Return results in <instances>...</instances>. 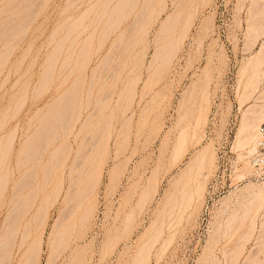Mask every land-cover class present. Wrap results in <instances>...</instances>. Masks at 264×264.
Masks as SVG:
<instances>
[{
	"label": "rangeland",
	"instance_id": "rangeland-1",
	"mask_svg": "<svg viewBox=\"0 0 264 264\" xmlns=\"http://www.w3.org/2000/svg\"><path fill=\"white\" fill-rule=\"evenodd\" d=\"M103 1L98 0L99 7L96 0H0L1 23L5 21L4 19L7 17L6 20H9V18L13 19L14 16L19 17L18 22H16L17 18L13 19L14 23L17 24V29L14 27L16 31L12 32V34L9 33L10 36L6 34L3 41L0 40V58L2 59V63L0 60V125L3 124L4 126L0 132L3 135L2 144H4L6 137L10 133L16 131V141L13 142L11 161H13L15 150L18 149V146L20 147L22 140L24 141L23 133L28 126L29 118L30 122L32 121L31 128L33 130L36 128V124H33L37 123V120L39 123L41 116H52L51 110H53V108H59L56 104L57 102L55 103L57 107H53L55 106L54 102L58 98H56V96L62 94L67 87V84L61 85V87L56 86V72L52 83L43 81V76L50 62L48 55L52 52L53 43L56 41L59 42V37L61 36L62 38L64 36L65 25L67 30L70 29L67 25L72 24V19H76L77 21L79 15L81 16L85 13L84 10L86 7L88 8V10L86 8L87 13L90 16L86 20H91V17L95 15H93V12L89 13V11L95 6V3H97L96 7H93L94 10L91 11H95L96 14L97 11L95 9L98 6L99 10L98 8L97 10L99 12ZM143 1L145 0H140L139 5H141ZM177 1V8H184V11L180 18L181 25L174 29V34L172 33L173 37L172 35L170 37L172 38L171 40L176 41V43L179 41V43H177L178 45H175V48L177 46L174 51L176 54H173L175 57L171 56L172 63L169 62L170 64L167 65L168 67L161 68V70H156L157 68L155 67L149 68L147 65L156 47L155 39H157V35H160V31L158 30L160 21L174 10V5L170 7L172 3H170V0H167L168 8L161 12L158 18L159 12L156 11L162 9V1L159 2V0H154V9L157 8L153 12V16H151L152 21L150 22V26H147L151 28H146V40L144 39L142 42L143 44L138 47L142 54H144V56L142 54L140 55L141 52L139 51V57L143 58L146 56L142 60L143 63L138 66L139 68H132L133 70H130V66H127L125 69H119L120 75L118 79H116V75L109 76L108 70H105L100 81L93 86L94 88L90 97L92 104L89 105L87 109V104H85V109L81 113V119L92 112V115H90L93 117L90 121L92 126L90 125L91 127L88 128H91L89 130L90 134L98 130L96 129V125L98 122L104 121V118L105 121L107 120V124L110 123L107 127L110 128V130L106 128L107 130L103 129L102 131L103 137L101 136V140L105 138V141L102 140L101 145L103 147H99V149L103 148V151H105L103 152L100 150L102 155L106 153L105 158L104 155L103 157L101 155V160L103 159V172L101 174L99 173L100 177H98L99 174L96 175V178L99 179L95 180L97 183H95L94 187H92L93 183H91V185L89 184L90 190L92 189L93 191H90L85 205H83V208L80 207V210L77 211L78 213L70 214L71 216L65 214L68 212L71 213L70 211L66 212L67 209L71 208V205L69 204L70 206L67 205L68 207H65V203L63 202L64 205L61 203L63 199H59L54 204L55 206L52 207L51 205L48 208L49 211L47 210L48 214L45 217H49L47 220L44 218L46 224L44 222L39 226L40 229L37 230H34L36 227L35 224H31L34 236L42 230L41 226H45L42 227L43 230H45L42 236L43 240L40 241L41 245H39L40 252L37 256L38 260H35V264H134V257L138 253V250L140 251V248L142 249L144 247L145 242L150 238L152 239L151 236H154V234L150 235V231H156L158 228H163L161 232L162 236L160 235V238L156 239L157 242L155 239V241H148L150 244L151 242L153 243V241L155 243L154 245L151 244L152 247L148 248L150 249L149 257L146 253L148 262L144 260L143 264H249L250 262L248 261H250L252 256L254 260L257 255L259 256L256 258V261L258 258H264V244H262V242L264 243V231L262 232V230H264V225H262L263 229L259 227L264 222V203L260 206L262 208L256 212L258 213L257 216L255 213L256 218L253 220V222L255 221V224L253 223L254 226L256 225L254 228L255 232L247 229L248 232L245 233L247 226L246 224V227L244 226L243 221V224L241 223L244 215L243 213L246 210L245 208L249 205L248 202H251V200L254 199L253 195L258 193L257 191L263 187L264 145L262 146V144H260V138H258L256 151L251 155L250 153L248 155V148L246 145L245 147L237 145L238 139H243L245 136V134H243L244 132L240 133V131L243 119L248 114V107H251L252 104H264V50L261 51L262 54L261 52L257 53L261 48L260 45H262L260 42L264 41V33L261 35V31L263 32L264 30V27H262L264 26V19L262 20V17L264 18V12L262 11L264 10V0H211L206 4H201L202 2L200 0H195L199 3L196 8V14L194 13L193 15L194 19L191 23L192 26L188 28L190 30H187L188 32L186 31L185 33L181 32V28H183L182 25L186 14L190 10L191 4L189 0H183V2L182 0ZM114 3L115 2L112 4ZM158 3L161 4L159 5ZM90 5L92 6L89 9ZM199 6H201V8ZM15 10H18L17 12L22 16L18 13L14 14L16 12ZM8 12H13L14 15L11 16ZM208 18L210 22L207 20ZM127 21H129V19ZM204 21L209 28L207 30L201 27ZM256 21L257 23H254ZM256 24L257 26L259 25L258 29L260 28L259 30L257 29L258 31L255 30L257 28ZM250 28H254L253 30L258 32V34H256L258 36L254 35L255 33L253 30L252 32L250 31V33ZM261 28L263 30H261ZM15 29H13V31ZM59 30L62 32H57ZM53 31L57 35L54 34ZM59 33H62V35L60 34V36H58ZM52 34L56 35V37H54L55 42L53 41ZM179 34H184L183 36L186 37L180 36V38H178ZM114 36L115 35H113L111 39ZM109 41L104 45L101 52L94 55L87 71L88 82L91 77L92 69L100 63L99 57H103ZM78 42L80 43V41ZM95 42L94 44L97 43ZM166 42L167 41H164L163 43ZM79 43H76V45L81 46ZM160 43L161 42L157 45ZM14 44H16V46ZM11 45H14V48L13 50L10 49L12 51L9 52L6 46H10L11 48ZM68 45L69 44L66 46L68 47ZM76 45H73L72 48H75ZM79 46H76V49H79ZM172 46H174V44ZM72 48L70 50H72ZM64 50L63 54L64 52L66 53L68 49L66 48ZM79 51L80 49L77 53H79ZM75 54L73 58H75ZM256 54L259 55L258 60ZM77 56L80 61L86 60V56L82 54H80V56L77 54ZM260 56L263 60L260 59ZM61 58L62 57H60L59 62ZM100 67L103 68L101 65ZM252 69L257 74L259 73L257 75L258 82L255 84L253 82H255L256 78L254 81L253 78L256 77V73ZM75 77L76 73L71 76V80H74ZM135 77L136 79L138 77L139 79L137 80L139 81L135 80ZM105 78H108V80L103 82ZM246 79L249 80V82L247 80V83L251 84V86L248 85L250 88H246ZM134 81H137L134 92L128 97L127 92ZM88 82L85 84L84 88L83 96L85 101H88ZM191 87L194 88L195 95L189 103V105L192 106L188 108V116L186 114L187 117L185 119L186 123L193 122L195 107L198 106L201 96L204 95L203 93H205V95L207 94V98L209 97L208 122L205 127L206 137L202 145L209 144L210 142L216 156L214 155V165H212L211 169L209 170L206 168L203 170L204 173H208L207 179L205 180L202 175L198 176L199 178L197 181L199 180L203 185L205 183L201 191L203 192L201 193L202 195L198 194V197L197 195H193L192 199L196 203L192 201L191 208L188 206V209H190L184 212L181 211L184 207L182 206L184 200H182L181 203V197L183 196L182 199H185L191 189L195 188V184L197 186L199 183H195L194 181L193 184L192 182L194 187L191 183V186L189 184L185 185L184 180L180 178L181 172L184 170L190 157L195 151L201 148V146L194 147L191 145V148L189 146L188 152L184 157V162L177 163L175 159L176 163L172 165L175 160L172 159V162L170 158L174 155L175 140L176 136L178 137L177 133H179L178 131L180 129L178 127H181L182 123L186 124L184 119V122L182 121L181 124H176L179 118L178 101H180L183 94L191 89ZM244 88L248 89V96L246 97V94H242V92L246 93ZM143 89L145 91L144 94H142ZM108 92H110L109 94H111V96L106 98L105 94ZM240 95H244V98ZM257 101L259 102L257 103ZM98 102L101 104L103 103L102 106ZM263 104L261 106H264ZM46 113H48V115ZM35 116H37L36 119H34ZM128 116H132V119L130 120V124L124 126L121 124L123 122L122 119ZM263 122L264 120L260 122V125ZM85 132L88 131L86 130ZM108 134H111L110 138ZM164 137L168 138L166 139L167 141ZM108 139L109 142H107ZM106 142L107 145L104 147ZM73 147L66 165L71 164L74 153L77 152L76 148H78V144H74L73 142ZM117 154H119L118 157H116ZM114 155L115 158L113 157ZM98 157H100V155H98ZM245 160L249 162V165L247 163L249 173L243 169ZM88 163L85 161V165L83 166H86ZM12 164L13 163H11V166L14 168ZM115 165L117 166L115 167ZM67 167L68 166H66V169ZM93 168L94 167L91 169ZM112 168L115 171H112ZM238 173L240 175L244 174L242 175L243 177L240 178ZM42 175L41 168L38 170L37 182H40L42 178L44 179ZM67 175L65 179L66 183L64 184L66 187L68 186ZM17 176H19V174H17ZM149 177H151L152 180ZM200 177L206 182H203V179ZM154 182L157 183L155 184ZM150 184L151 186L149 187ZM145 187L148 189L147 192L150 191L152 193L151 196H148V193H145L146 191H142L146 190ZM154 187L156 188L154 189ZM184 188L186 189L183 191ZM50 189L49 187L47 191H40L41 193H39L38 198L33 202V206L29 210L27 209L24 220L33 218L37 212L38 205L44 201V197ZM153 189L155 193L152 191ZM143 192L145 195L142 194ZM178 192L179 194L182 193V195H175ZM185 192L186 196H184ZM252 192L256 193L253 194ZM141 194L146 196L142 198L143 200L148 196V200H144L146 203L143 200V202L140 201L141 199L139 200V198L142 197ZM171 197L174 198L173 201ZM61 198L63 197L61 196ZM3 200L4 197H2V201L0 202V228L4 227L3 218L8 212L7 207L3 205ZM176 202L182 206V208H180L181 210L179 209L184 213L181 214L183 215L182 217H180L181 212H179L178 208L176 209L174 207L175 205L178 206ZM246 203L247 205H245ZM168 204L170 208L175 209L174 211L177 210L175 213L173 211V218L171 215L167 214V211H172V209L168 207ZM165 205L170 210H167ZM180 205L179 207H181ZM63 207L66 208H64L65 212L62 210ZM84 207H90L92 209L90 214L91 217L88 218L86 222L87 225L85 224L83 227L84 229L82 228L80 231L76 227L78 233L76 228H74L76 232H73L69 224L78 220L77 218H79L80 214L85 209ZM59 209L63 211L62 213L65 214L66 217L60 214L61 212ZM183 209L185 210L187 208L184 207ZM164 210L168 217L165 216L166 214L163 215L165 213ZM79 212L81 213L79 214ZM131 212L134 215V217L132 215L133 220L129 216ZM176 213L179 215H175ZM160 214L162 215L160 216ZM60 215L63 217H60ZM67 215L69 217L73 215V217L68 218ZM169 216L171 217L170 221L174 220L176 216L177 222L175 220L174 222L166 221V219H169ZM56 217L65 218L63 222H67V225L63 223L62 225L61 222L60 224L57 222L55 223L54 220L57 219ZM128 218L129 220H127ZM70 219L73 220L71 221ZM53 221L60 227V230L66 227L72 230V233L70 232V236H72H69V247L67 246L68 248L66 247V249L59 252L58 250H56L57 252L54 251L56 249L55 247V249L53 248L54 243L50 244V242L55 239L53 233L57 234L53 230L56 226L53 224ZM161 223H163V227ZM168 223H171V225H168ZM51 225L52 227L54 225V227L52 228ZM125 226L127 227L125 228ZM57 229L55 231H59ZM51 230H53V232ZM50 231L54 239H52L53 237L50 235L52 238L50 237L51 240L48 241ZM155 231H152V233H155ZM251 231L253 232V234L251 233L252 235L249 233ZM34 236L32 235L29 237V242ZM247 236L250 237L248 238ZM147 244L146 246H149ZM257 244L259 246H257ZM261 248L262 251L260 250ZM148 249H145V251ZM257 250H260V253ZM23 252V249L18 252L15 248L11 263L16 264L19 262L18 264H20V258H22L21 255H23ZM248 254L251 255L249 256ZM246 255L250 259H247ZM16 257H19V259ZM256 263L259 264V262Z\"/></svg>",
	"mask_w": 264,
	"mask_h": 264
},
{
	"label": "bare ground",
	"instance_id": "bare-ground-1",
	"mask_svg": "<svg viewBox=\"0 0 264 264\" xmlns=\"http://www.w3.org/2000/svg\"><path fill=\"white\" fill-rule=\"evenodd\" d=\"M160 1H162V4L160 3L162 5V7H161L162 9L160 11H156V12H159L158 18L160 16V13L165 11L168 8V4L166 2L167 0H159V2ZM170 1H171L170 3H172L170 5V7L172 5H174V8H173L174 10L172 9L173 12L171 14H168L163 20L160 21V25L158 26L159 27L158 30L160 31V33H159L160 35L159 36L157 35V39H155L156 41L154 40L156 47L154 49V52L151 56L149 63L147 64L149 66V68L155 67V68H157L156 70H158V69L161 70V68L162 69L165 68L168 64H170L169 62L172 61L171 56H173V54H176L174 51L177 48V46L175 48V45H178L177 43H179L178 38H180V36L184 35V34L180 35L181 32L185 33L187 30H190L188 28L190 26H192L191 23H192V20L194 19L193 15L196 12V8L198 7V4H199V3H197L198 1L196 2L195 0H189L191 7L185 16V20H184V23L182 25L183 28H181L182 30H181L180 34L178 35V38H177L178 42L176 43V41L171 40L172 38H170V37H171V35L173 37L174 31H175L174 29L181 25L180 18H181V15L183 14L184 8H177V6H178L177 0H170ZM200 1L202 2L201 4H206V3H209L211 0H200ZM96 2H98V0H96ZM113 2H115V3L112 4ZM139 2H140V0H104L101 3V9L99 12H98V10H99L98 6L100 7L99 2H98V4L94 2L95 6H93V7L95 8L96 4H97L98 10H97V8L95 9L97 11V13L95 14V11H91V10H94V8L93 7L91 8L92 5H90L89 9L91 8V10L89 11V13L93 12L94 13L93 15H95V16L92 15L93 17H91V20L90 19L86 20L88 17H90L89 14L87 13L88 8L86 7L87 10L85 8V10H84L85 13L82 14L81 16L79 15V19H77V21H76V19L73 20L71 18L73 21L72 24L67 25L70 29L67 30L66 29L67 27L65 25V30H64L65 34L63 33L64 36L62 38L60 36V34L62 35V33L58 34V36H60L59 40L57 38V40L59 42H57V41L55 42V39H54V37H56V35H57L56 33H54V31L57 29H55L53 31V33L56 35L52 34L53 37H52V35H51V37L53 38V41L55 43H53V47L51 49L52 52H50L48 55V59L50 62H49V65L47 66V70L43 76V81H47V83L48 82L52 83L54 81V74L56 72V74H55V81H57L56 86L61 87V85L67 84V87L64 90V92L62 94H59L58 96H56V98L58 97L57 99L55 98L56 101L54 102V104L57 102L56 104L59 106V108H56V109L53 108V110L49 109V110H51L52 116H41V118L39 119V123L37 120L38 124L37 123L33 124V125L36 124V128L33 130L31 128V126H32L31 122L32 121L30 122V118H29L28 126L25 128V132L23 133L24 141L22 140V142L20 143L21 144L20 147L18 146V149L15 150L13 161H11V155H12L13 142L16 141V131L10 133L6 137V139H5L6 141L4 144H2L3 135L0 132V202L2 201V197H4L3 205L5 207H7V210H8V212L5 210L7 212V214H5L4 215L5 217L3 218L4 219V225H3L4 227L0 228V230H1L0 231V264H10L11 263V259H12V256L14 254L15 248L18 252L22 249L24 250L23 255H21L22 258H20V264H33V263L35 264V260H38L37 256L40 252L39 251V248H40L39 245H41L40 241L43 240L42 236L44 235V230H45V229L43 230L42 227H45V226H41L42 230H40L38 232V234H36L34 236V234L32 232V228H31V226H32L31 224L34 223L36 226L34 230L40 229L39 226L45 222L44 218H46L45 216L48 214L47 213L49 211L48 208L51 205H52V207L55 206L54 204L59 199L60 200L63 199V201H61V203L64 202L65 205H64V203H63V205L65 207H68L67 205H69V204L71 205V206L69 205L71 207L70 208L71 210L67 209V211H66V212L70 211L71 213L68 212L65 214L70 215V214L78 213L77 211L80 210V207L83 208V205H85L86 199H88L87 196H89L90 191L91 192L93 191L92 189L90 190L91 183H93L92 187H94L95 183H97V181H95V180L99 179V178H96V175H98L99 173L101 174L103 172V170H102V160L103 159L101 160V155H102L101 151H103V148L99 149V147L102 146L101 141L105 139L104 138L101 140V136L103 137L102 131H103V129L104 130H107V129L110 130V128H107L110 123L107 124V122H106L107 120L105 121V118L103 119L104 121L99 120L100 122H98V124L96 125L97 126L96 129H98V130H96L95 132L90 134L89 130L91 128L90 129H88V128L92 126L90 124L91 119H93V117L90 116V115H92V112H91V114L89 113L88 116H86L84 118L82 117L83 119H81V113L85 109V104H87L86 109L89 105L92 104L90 97L92 94V90L94 88L93 86L97 82L100 81V79L102 78L101 76L103 75V72L105 70H108L109 76L116 75V79H118V77L120 75L119 69H121V68L125 69L127 66L131 67L130 70L132 68L136 69L139 65H141V63H143L142 60L146 56L143 58L139 57V51L141 52V50H139L138 47L143 44L142 42L144 41V39L146 40V33H147L146 28H149L147 26L148 25L150 26V24H151L150 22L152 21L151 16H153L152 14H154L153 12L155 11V9L157 7L154 9V7H155V6H153L155 4L154 0H145V1H143L144 3L141 2L142 3L141 5H139ZM182 2H183V0H182ZM199 7L201 8V6H199ZM15 11L16 12L14 14L18 13L17 12L18 10H15ZM170 11H171V9H170ZM262 11L264 12V10H262ZM186 12H187V10H186ZM8 13L11 14V16L14 15L13 12L12 13L8 12ZM6 15H8V14H6ZM20 16H22V15H20ZM261 16H262V14H261ZM16 18H17L16 22H18L19 17H15V16L13 17V19H16ZM6 19H4L5 21H3L2 23L0 22L1 23L0 24L1 25L0 26V34H1L0 40H2V41L4 40V38H5L4 36L6 34H9V33L12 34V32H15L17 29V24L14 23V20L12 18L11 19L9 18V20H6ZM128 19H129V21H127ZM263 19L264 18L262 17V20ZM207 20L210 22L209 18ZM257 21L254 23H257ZM260 23H261V21H260ZM14 24H15V26H14ZM200 24H201V22H200ZM263 24H264V22H263ZM252 25H249V26H252ZM258 26L256 24L257 28L254 27V28H256L255 30L258 29ZM14 27H16V29ZM201 27L203 29H206V30L209 29L207 27L205 21L202 23ZM262 27H264V26H262ZM18 28H19V26H18ZM13 29H15V30L13 31ZM250 29H249V32L250 31L252 32L253 29H251V30ZM60 30H63V29H60ZM60 30L57 32H62ZM261 30H263V29L261 28ZM67 31H69V32H67ZM253 32L255 33L254 35L258 34V32L256 33L254 30H253ZM261 33H262L261 35H263L264 30H263V32L261 31ZM82 35H84V36H82ZM113 35H115V36L111 39V37ZM9 36H10V34H9ZM256 36H258V35H256ZM80 37H81V39H80ZM183 37H186V36H183ZM182 40H183V38H182ZM182 40H180V41H182ZM78 41H80V43ZM107 41H109L107 50L103 54L102 58L99 57V59H100L99 64L101 66H103V68L100 67L99 64H97L92 69L91 77H90L89 82H88V79H87L88 78V73H87L88 67H89L94 55L101 52V50L104 48V45H106ZM162 41L163 42L167 41V42L163 43ZM94 42L96 44H94ZM159 42H161L163 44L160 43L159 45H157ZM76 43H79L81 46L76 45ZM260 43L262 45H260L261 48L259 49V51H257V53L264 50V41H262ZM4 44H5V42H4ZM67 44H69L68 47L66 46ZM173 44H174V46H172ZM14 45L16 46V44H14ZM73 45L80 47L79 53H77L79 49H76V46H75V48H72ZM13 46L11 45V48H10V46L9 47L6 46L7 51H9V52L12 51L14 48ZM65 47L68 50H66V53L64 52V54H63V51H65L64 49H66ZM71 48H72V50H70ZM10 49H12V50H10ZM176 52H177V50H176ZM1 54H3V53H1ZM62 54H63V56H62ZM74 54H75V56H74L75 58H73ZM77 54H79V56H80V54H82L83 56H86L85 57L86 60L85 61L78 60ZM141 54H142V52L140 53V55ZM261 54H262V52H261ZM142 55L144 56V54H142ZM256 56H257L256 58L258 60L259 55L256 54ZM60 57H62V58L59 62ZM129 57H130V59H129ZM173 57H175V55ZM72 58L73 59L77 58V59L73 60ZM260 59H261V56H260ZM263 59H261V60H263ZM0 60L2 63L1 58H0ZM248 65H250V64H248ZM252 65H253V63H252ZM245 69H246V67H245ZM244 71H246V70H244ZM254 72H253V74L255 75L256 72L255 73ZM74 73H76V77L74 80H71V76ZM250 74H249V77H250ZM258 74L256 73V77H254V75H253V77H254L253 81L256 78L255 82H253L254 84L256 82H258V76H257ZM108 78L103 79L104 80L103 82L107 81ZM134 79L137 80L139 78L137 77V79H136V77H135ZM151 79H152V77H151ZM248 79H246V86H247V87L245 86L246 88H250V87H248V85L251 86V84L247 83ZM250 80H251V78H250ZM137 81H139V80H137ZM137 81L136 82L134 81V83L132 82V86H130L131 88L127 92L128 97L130 95H132V93L134 92V87H135ZM87 82L89 83L88 95H87L88 101H85L83 95H84L85 84ZM248 82H249V80H248ZM253 85H252V87H253ZM246 88H244L246 93L242 92V94L243 93H244V95L246 94L245 97L248 96L247 95L248 89H246ZM144 92L145 91L143 89L142 94H144ZM109 93L110 92L105 94L106 98L108 96H111V94H109ZM203 94L204 95L201 96V100H200L198 106L195 107V110H194L195 116L193 118V122L191 121L192 123L187 122L188 123L187 124L185 119L188 116V114H187L188 108H190L192 106V105L190 106L189 103L194 98V95H195L194 88L191 87V89H189L187 92H185L183 94L180 101H178L179 102V106H178L179 118H178V121L176 124H181L183 119L185 120L186 124L182 123L181 127L180 126L178 127L180 129L178 131L179 133H177L178 137L176 136V140H175V148L173 150L174 155L170 159L171 160L176 159L177 163L184 162V157H185L186 153L188 152L189 146H190V148H191V145L194 147L201 146V148H199L198 150L196 149L197 151L194 150L195 153L193 152L194 154L193 155L191 154L192 156L190 157L189 161L186 163L184 170L181 172L180 178L184 180L185 185H187V184L190 185V183L192 184V182L194 184V181H195V183L196 182L199 183L197 186L195 184V188H193L194 185L192 184L193 189H191V191L189 192L188 196L185 197V199L184 198L182 199L183 196L181 197V203H182V200H184V203H182L183 204L182 206H184L187 209L184 210L183 209L184 207L182 208V206L178 202H176V203H178V206L175 205L174 207L176 209L178 208V210L180 208H182V210L181 209L180 210L184 211V212L191 208L190 206L192 205V201H194L192 199L193 195H195V196L197 195V197H198V194L203 193L201 191L203 190L202 188H204L205 183L203 185L202 182H199V180L197 181V179L199 178L198 176L202 175L205 180L207 179L208 173H204L203 170L206 168H208L209 170L211 169L212 165H214L213 163H214V159L216 156L214 154V151H213L214 149H212L210 142H209V144L207 143L206 145H202L203 141L205 140V137H206L205 127H206L207 122H208V98H209V97L207 98V96H208L207 94L206 95H205V93H203ZM244 95L243 96L240 95V96L244 98ZM203 96H204V98H203ZM195 100H197V99H195ZM100 102H103V101H100ZM100 102H98V103H100ZM258 102L259 101H257V103ZM52 104H53V101H52ZM56 104H55V106L50 105V104L49 105L53 106V107H57ZM100 104H98V105H100ZM102 104H101V106H102ZM262 104L261 103H260V105H257V104L253 105L252 104V106L250 105L251 107H248V109H247L248 114L243 119L242 128L240 131V133L244 132L243 134H245V136L243 139L239 138L238 139L239 141L237 140L238 146H244V147H245V145L247 146L248 155H249V153L251 155L254 151H256L257 140H259L258 138H260V132L258 135V129H259L258 127L260 125V122L264 120L263 119L264 118V115H263V112H264L263 107L264 106H261ZM101 106H99V107H101ZM50 108H52V107H50ZM192 110H193V108H192ZM191 113H190V115H191ZM46 114L48 115V113H46ZM186 114H187V116H186ZM36 117L37 116H35L34 119H36ZM131 117L130 116L125 117V118L123 117L124 119H122L123 122L121 124H123L124 126H127V124H130V120L132 119ZM31 118H32V116H31ZM190 120H191V118H190ZM93 125H94V123H93ZM2 127H4L3 124L0 125V130L2 129ZM30 129H31V131H30ZM86 130L88 132H85ZM108 137L110 138L111 134H108ZM164 139L166 140L168 138L164 137ZM73 142H74V144L75 143L78 144V148H76L77 146L75 147L77 152L74 153L71 164L66 165V162H67V160H68V158L72 152V148H74ZM107 142H109V139L107 140ZM107 142L105 143L104 147H106ZM119 150H118V153L120 154ZM106 151H108V150H106ZM103 152H105V151H103ZM116 153H117V151H116ZM105 154L103 153L104 158H105ZM119 154H117L116 157H118ZM98 155H100V157H98ZM103 155H102V157H103ZM115 155L113 156L114 158H115ZM176 160H175V162H173V160H172V162H173L172 165H174V163H176ZM85 161H87V163L88 162L89 163L86 164V166H83V165H85L84 164ZM95 161H96V163H95ZM104 162H105V159H104ZM172 162H170V163H172ZM11 163H13L12 165H14V168H13V166H11ZM247 163L249 165V162H247V160H245V166H243V169L246 172L249 169ZM117 165H115V167ZM126 165H127V163H126ZM66 166H68L67 169H66ZM92 167H94V168L91 169ZM41 168H42V173H43L42 176H44V179L42 178L43 179V180L41 179L42 181L40 180V182L39 181L37 182L36 180H37L38 170H40ZM243 169H242V171H243ZM112 171H115V170L112 168ZM15 173L19 174V176H17V174H15ZM154 173H156V172H154ZM247 173H249V171ZM100 174L98 175V177H100ZM66 175L68 176V180H67L68 186L67 187L64 185L66 183L65 182ZM242 175H244V174L240 175L238 173V176L240 178L243 177ZM149 178H151V177H149ZM203 178H201V179H203ZM201 179H200V181H201ZM204 179L202 180L203 182L205 181ZM151 180H152V178H151ZM150 186H151V184L149 185V187ZM153 186H156V185H153ZM47 187L48 188L50 187L51 189L46 193V196L44 197V201H42L38 205L37 212L35 213L33 218L32 219L29 218V219L24 220L27 209L29 210L33 206V202L38 198L39 193H41L40 191L46 190ZM8 188H9V190H8ZM48 188H47V190H48ZM155 188L156 187H154V189ZM186 188H187V186H186ZM186 188H184L183 191ZM145 189H146V187H145ZM154 189L152 190L153 192L155 191ZM188 189H189V187H188ZM147 190L148 189L142 190V191H146L145 193L146 194L148 193V196H151L152 193L150 191L147 192ZM178 191H179V188H178ZM257 192L258 193L252 192L253 194L256 193L255 195H253L254 199H252V200L250 199L251 202L250 201L248 202L249 205H248V207L245 208L246 210L243 213L244 215L242 214L243 219L242 220L240 219L241 223H242V221L244 222V226H245V224L247 227L249 226L248 228L245 226L246 227L245 233L248 232L247 229L254 231V228L256 226V225L254 226L255 221L253 222V220L256 218L255 213L258 212V210H260L262 208L260 206L264 203V201H263L264 200V183H263V187H261ZM142 194H144V192ZM180 194L182 195V193H180ZM180 194L178 192L175 195L179 196ZM185 194H186V192L184 193V196H186ZM144 195H142V197L139 198V200L141 199L140 201L143 200L142 198L146 197ZM169 195H171V194H169ZM61 196L63 198H61ZM148 196L146 198L147 200H148ZM146 199H144V200H146ZM173 199L174 198H172V201H173ZM165 201H166V199H165ZM170 201H171V199H170ZM178 201H180V200H178ZM144 202L146 203V201H144ZM66 203H68V204H66ZM138 203L140 204L141 202H138ZM194 203H196V202L194 201ZM141 205H144V204L141 203ZM179 205L181 207H179ZM245 205H247V203ZM245 205H244V207H245ZM137 206H138V204H137ZM188 206L190 207L189 209H188ZM65 207H63V209H62L63 211L66 209ZM139 207H140V205H139ZM166 207H164V208H166ZM168 207H169V204H168ZM168 207H167V210L172 209L170 207H169L170 209H168ZM136 208H134V209H136ZM59 210L61 212V213L60 212L59 213L62 214L63 216H65V214L62 213L63 211H61V209H59ZM174 210L175 209H172V211H167V214L172 216V214H174L177 211V210L176 211H174ZM180 210H179V212H181ZM91 211H92V209L90 207H87L83 210V212L81 211L82 213L79 212V214L80 213L81 214H80L79 218H77L78 220H75L69 224V227L72 228L73 232L75 231L74 228H76V227L79 230L84 227V225L88 221V218L91 217L90 216ZM164 211H163V213H164ZM173 211H174V213H173ZM182 213L183 212L180 213V217L183 216V215H181ZM58 214H57V216H58ZM165 214H166V211L163 215H165ZM167 214L165 216H167ZM62 215H60V217ZM132 215L133 214L131 212V215H129L131 217V219H132ZM161 215L162 214H160V216ZM175 215H179V214L176 213ZM233 215H235V214H233ZM252 215L254 216V218ZM257 215H258V213H256V216ZM48 217L49 216H47V218ZM72 217H73V215H72ZM72 217L68 216V218H72ZM133 217H134V215H133ZM47 218H46V220H47ZM58 218L54 220L55 223L56 222L59 224H60V222H61V224L67 223V222H63V221H65L64 220L65 218L64 219L63 218L58 219ZM129 218L127 220H129ZM170 218L171 217L169 216V219H166V221L167 220L170 221ZM172 218H173V216H172ZM158 219H159V217H158ZM70 220L72 221L73 219H70ZM70 220H69V222H70ZM127 220H126V222L128 223ZM164 220H165V217H164ZM174 220L176 221V216L174 217ZM174 220H172V221L174 222ZM54 221H53V224L56 225L54 223ZM172 221H170V222H172ZM160 222H162V221H160ZM260 222H262V221H260ZM163 223H161V226L163 225ZM263 223L262 224L260 223L261 226H259V227L262 228L263 227L262 225H264ZM45 224H46V222H45ZM155 224H156V222H155ZM169 224L171 225V223H168V225ZM54 225H53V227H54ZM62 225H61V227L63 228ZM153 226H155V225H153ZM51 227H52V225H51ZM126 227L127 226H125V228ZM158 227H159V223H158ZM55 228L56 229L59 228V229H57L59 231H55L56 230ZM77 228H76V230H77ZM148 228H150V227H148ZM155 229H156V227H155ZM162 229L163 228H158L156 231L151 230L150 235L154 234V236H151L152 239L150 238V239H148V241L150 242L154 239L155 240L159 239L160 235L162 236V234H161V232L163 231ZM238 229H240V228H238ZM53 230L55 233H57V234L53 233V235H55V239H54V236L51 234L53 232ZM53 230H51L52 232L50 231L49 238H48L49 239L48 241H50L52 237H53L52 239H54V241L52 240L50 242V244L54 243L53 248L54 247L56 248V249L54 248L55 250L54 249L53 250L54 251L58 250V252H59L61 250L66 249V247L69 245V241H70L69 236H70V232L72 233V230H69V228H67V227L60 230V227H58L57 225L54 227ZM152 231H155V233H152ZM240 231H242V230H240ZM258 231H260V230H258ZM263 231L264 230H262V232ZM77 233H78V230H77ZM249 233L253 234L252 231ZM32 235L34 237H32V240L30 239L31 241L29 242V237H31ZM46 235H48V234H46ZM145 236H147V235H145ZM261 238H259V239H261ZM244 239H246V238H244ZM148 241H146L144 244L145 249L152 247L151 244L154 245V243H155L153 241V243L151 242V244H150ZM156 242H157V240H156ZM106 243H108V242H106ZM109 244H110V242H109ZM146 244L149 246H146ZM262 244H264V243L262 242ZM257 246H259V245L257 244ZM144 247L142 249L140 248V251L138 250V253L134 257L135 258L134 264H143L144 260L146 262H148V258L146 257V253L148 256L150 254V249L145 251ZM262 248L260 249L261 251H262ZM71 252H73V251H71ZM49 254H51V253H49ZM16 255H14V256H16ZM48 257H49V255H48ZM246 257H247V259H250L247 255H246ZM257 257H259V256L257 255L256 258ZM256 258L254 260V257L252 256L250 261H248V262H250L249 264H254L256 262H259V264H264L263 263L264 258L263 259L258 258L259 260L257 259V261H256ZM17 259H19V257ZM13 260H14V257H13ZM262 260H263V262H262ZM260 261H261V263H260ZM13 263H14V261H13ZM18 263H16V264H18ZM256 264H258V263H256Z\"/></svg>",
	"mask_w": 264,
	"mask_h": 264
},
{
	"label": "built area",
	"instance_id": "built-area-1",
	"mask_svg": "<svg viewBox=\"0 0 264 264\" xmlns=\"http://www.w3.org/2000/svg\"><path fill=\"white\" fill-rule=\"evenodd\" d=\"M260 132V144L264 145V122L259 127Z\"/></svg>",
	"mask_w": 264,
	"mask_h": 264
}]
</instances>
